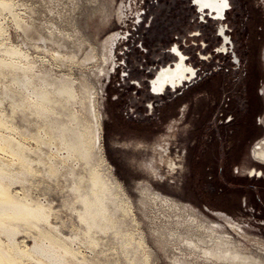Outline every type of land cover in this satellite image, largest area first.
<instances>
[{
    "label": "rangeland",
    "instance_id": "obj_1",
    "mask_svg": "<svg viewBox=\"0 0 264 264\" xmlns=\"http://www.w3.org/2000/svg\"><path fill=\"white\" fill-rule=\"evenodd\" d=\"M13 2L17 4L18 18L31 30L26 33L20 28V32L12 15L4 12L0 22L6 33L0 38V47L19 45L18 48L27 52L36 72L48 79H64L66 88L61 95L69 97L68 110L73 115L79 116L84 125L88 121L91 138L92 127L97 126L98 118L101 120L102 138L98 141L103 145L114 177L132 203V213L128 214L121 208H113L108 201L105 203L110 213L115 211L118 220L101 234L103 243L95 247V255L81 242L86 237L82 234L74 247L82 245L80 250L95 264H144L145 253L150 264H219L202 257L195 247L199 232L204 230L198 228L200 222L219 226L222 234L235 240L243 251L264 259V165H260L263 177H251L247 171L258 165L250 155L251 147L264 139V0H228L229 8L223 19L211 18L193 0ZM220 24L226 26L240 67L231 63L234 54L230 44L228 53L217 52L221 46L217 34ZM111 33H118L119 37L108 54L103 45ZM174 45L187 55L186 62L196 70V77L176 91L168 89L161 95L151 94L149 80L159 67L174 61L171 53ZM56 51L74 54V58H56ZM87 53L92 55L85 57ZM91 57L95 59L91 61ZM254 91L258 101L245 112V99ZM9 92L12 94L7 91L5 97L0 94V108L7 114L11 112ZM232 111L239 117L233 124L228 121ZM22 112L17 109L10 113L14 117H8V124L15 128L5 131L35 148L34 139H30L32 132L44 135L40 128L45 122L30 112L25 111V116ZM92 141L96 142L97 137ZM41 146L43 158L48 153L54 154V144ZM165 148L167 153L163 152ZM62 156L64 150L57 155ZM79 161H66L60 172L66 171L71 163L75 167L77 162L75 168L81 171L83 162L80 165ZM93 166L99 169L96 173L103 169L97 156ZM37 177L32 180L37 186L32 182V186L29 182L25 185L30 195L44 201L48 194L46 197L53 199L56 212L60 209L56 223L65 224L62 227L65 233L76 230L77 218L62 202L69 199L67 183L60 176L56 181ZM19 185L13 186L19 189ZM144 188L172 200L169 201L172 210L159 207V201L154 203L151 195L142 191ZM141 236L143 251L136 243ZM23 238L26 244L33 243L30 237L20 233L18 239Z\"/></svg>",
    "mask_w": 264,
    "mask_h": 264
},
{
    "label": "bare ground",
    "instance_id": "obj_2",
    "mask_svg": "<svg viewBox=\"0 0 264 264\" xmlns=\"http://www.w3.org/2000/svg\"><path fill=\"white\" fill-rule=\"evenodd\" d=\"M201 1H203V4L209 2L208 6L216 8L215 0H200L199 2L197 0H193L196 5L201 4ZM221 2L223 3L222 7H225L226 1L221 0ZM16 5L17 4L13 2V0H0V16L1 14L3 15L4 12L10 13L17 29H19L20 32L24 30L22 32L27 33L31 30L30 26L26 25L24 21L18 18L17 12L15 11ZM27 14L30 16L29 13ZM24 16H22L23 20ZM44 26L47 25L44 24ZM4 32V28L1 26L0 22V38L4 35ZM47 34L49 33L47 32ZM24 36L27 38L28 35L26 36L24 34ZM40 36L42 39L44 38L42 37V34ZM51 36L47 38L51 39ZM41 38L39 37V39ZM35 42L37 41L35 40ZM107 42L108 39L106 40L105 46L103 45L104 51H107L108 49ZM13 45L14 44L5 46L4 44L0 47V94H3L4 96L2 97H5L6 94L4 93L7 91L12 92V94L10 92L8 93L12 96L9 98L7 97L9 101L11 99V112L9 110L11 114L15 113L17 109H20L24 112H30L31 115H36V117H39L40 120L42 119L45 124L42 123L44 125H41L42 128L40 129H42L41 131L44 133L45 137L44 135L32 132L35 136L31 135L30 139H34V142L36 143L35 148L28 146L29 144H25L22 138H19L18 136V138L14 137V135L10 132L14 130L15 127L8 124V117H12L13 115L11 116L9 112V114H7L4 108H0V264H95L91 258L86 256V253L82 252V249L80 250L79 246L81 247L82 245L78 246L75 244L77 247H74V243H78L81 240L80 239L78 241L79 236H86L84 239L85 241L81 240V242L86 244L85 248L95 255L97 249H95V247L99 245V243H103L100 242L102 240L101 234H105L118 220L115 211L110 213L106 209L105 203L108 201L111 203L113 208H121L126 214L132 213V203L125 193L123 186L114 177L111 165L108 163L104 154L103 145L100 141H98V139L102 138L101 120L98 118L96 121L97 126H93L90 131V133H92V138L94 136L97 137V141L93 142L88 131V129L91 128L88 121L84 125L83 120L79 116L73 115L70 110H68L69 97L65 98L61 95L62 89L66 88L65 80L56 77L48 79L45 75L36 72L35 66L28 61L27 52L23 51L22 48H18L19 45H17V47ZM32 46H34V43ZM177 53L179 58L180 53ZM54 55L56 58L61 57L64 60L74 58V54L62 53L61 51H56ZM91 55L92 53H87L85 57L89 58ZM90 59L92 61L95 58L91 57ZM183 59L184 57L181 55L179 62L185 64ZM104 60H106L105 56ZM170 65L173 64L166 65L165 70L163 72L160 70L156 77L152 80L155 83H161L162 90H160V93L166 85H169L172 90L176 91L177 87L184 86L185 82L192 81L195 76V71L193 74H191L189 70L186 73H181V70H179L181 69L180 66H176L175 63L173 68L168 70ZM187 74L189 75L186 77ZM179 75H181L180 78ZM168 77L171 78L172 81L180 79L179 85L174 87L172 82L166 79ZM152 81L151 87L153 90ZM153 92L155 94H159L154 90ZM71 95L72 93H69V96ZM74 96L75 94L73 91V97ZM2 97L0 96L1 99ZM3 102L4 101L1 103ZM24 112L22 113L24 114ZM36 124L33 123L35 126ZM27 127L31 126L28 125ZM24 129L25 128H23V130ZM5 130L10 132H6ZM20 130L22 131V129ZM25 132L27 131L25 130ZM17 134H19V132H17ZM26 136L29 137L30 134L28 133ZM44 144L50 146L54 144V154L48 153L45 158H43L44 155L42 156V153L44 154V152L41 145ZM61 150L65 151V156L59 158L57 155ZM254 153L256 158L260 162L264 163V139L255 145ZM95 156H97L100 166H103V169H100L98 173L95 171L99 169L93 166ZM73 159L82 160L83 169L81 168V170L79 168L82 172L76 170V168H78L76 166L78 164L77 162L75 164L76 168L72 166L71 164L73 163H71L66 167V171L61 173L59 170L60 166L65 165L64 163L66 161ZM81 164L82 163H80V165ZM103 170L104 172H102ZM36 176L39 178L46 177L47 179L54 181H56L57 177L60 176V178H63L62 181L64 180L67 183L65 188L68 189L66 192H69V195L67 194L68 196L66 195V197H69V199L62 202L65 205V208L67 206L71 213H73L72 215H75V218H77L75 220L78 222L77 226L73 224L76 226V230L73 229L74 231L72 230V232H69L70 228L68 230L69 233H65V231L62 230V227H64L65 224L61 225L62 223H56V218L59 216L56 213L58 212L59 214L60 209L56 212L52 205L53 199L46 197L48 194H45L46 196L44 201L37 198V196L34 197V195H30V189L28 190L25 185H27L28 182H32L33 178H36ZM38 182L40 184V181ZM48 182L46 183L48 184ZM35 183L32 182V184ZM14 184H20L21 186L19 185L20 188L15 189L13 186ZM29 186H32L31 183ZM56 186L58 187V190H60V187L58 185ZM56 186L55 188H57ZM32 190H35V188L33 187ZM62 190L63 189H61V191ZM142 191L148 193L149 196L151 195L150 199L154 203L159 201L160 204H158V206L161 205L165 207L167 206L168 208L171 207L169 205V201L172 200L169 198H162L147 188H144ZM143 195L145 196V194ZM70 225L71 224H69V226ZM218 227L219 226L215 227L214 225L206 226L198 222V228L204 230L199 232L198 246L195 247L198 248V252L202 257L207 258L208 260L211 259L219 264H264V259L260 255L243 251L235 240L228 237V235L226 236V233L223 235L222 231H220ZM192 229L193 228H191V230ZM20 233L23 234V237H30L33 243L28 245L25 243L24 238L19 240L18 235ZM183 238H181V240ZM136 243L140 250L143 251L144 241L142 236L136 239ZM186 243L190 246L194 245L187 241ZM102 247L101 250L98 248L100 252L103 251ZM111 252L112 251H109V253ZM89 255L90 254H88V256ZM103 256L101 257L103 258ZM105 258L107 259L106 255ZM148 259V254L145 253L144 264H150Z\"/></svg>",
    "mask_w": 264,
    "mask_h": 264
},
{
    "label": "flooded vegetation",
    "instance_id": "obj_3",
    "mask_svg": "<svg viewBox=\"0 0 264 264\" xmlns=\"http://www.w3.org/2000/svg\"><path fill=\"white\" fill-rule=\"evenodd\" d=\"M198 2L200 1V0H197ZM224 1H226V5H225V7H222L223 6V3L221 2V0H215V2H216V8H212V7H210V6H208V3L206 2V4H203V1H201V4H199V5H197L198 6V9L200 10V11H204V10H207L208 11V13L210 14V17L211 18H213V19H223L224 18V15L226 14V11L228 10V8H229V3H228V0H224ZM211 4V3H210ZM215 4V3H214ZM214 4H213V6H214ZM201 18L203 19V15L201 16ZM218 28H217V34H218V36L221 38V46L220 47H218V49H217V52L218 53H228V49H229V44L231 45V49H232V52H233V54H234V60H232V64H234V65H237V66H239L240 67V59L238 58V56H237V54H235V52L233 51V42H232V40H231V37L230 36H228L227 35V33H226V26H224L223 24H220L219 26H217ZM118 33H111V34H109L108 35V42H107V45H108V49H107V53L109 54V50H110V52H111V48L113 47V45H114V43H115V41L118 39ZM105 44H106V41H105ZM177 52H179L180 54H179V58L181 57V55L184 57V59H183V62L185 63V64H182L181 62H179V58H178V53ZM107 53H106V56H107ZM171 53L175 56V59H174V61H172V63H170V64H173L174 65V63H175V65L176 66H180V68L181 69H179V70H181V73H186L188 70L190 71V73L191 74H193V72L195 71V76H194V78L196 77V70H193V68L192 67H190V66H187L188 64H187V62H186V60H187V55H184L179 49H178V47H177V45H174L173 47H172V49H171ZM202 56V58H207V56L208 55H201ZM168 65V64H167ZM173 65H170L169 66V68H168V70H171L172 68H173ZM165 66L166 65H164V66H161V67H159L158 69H157V71H155V73H154V75L150 78V80H149V83H150V85H149V87L151 88V94H155L154 92H153V90L155 91V92H157V93H159V94H156V95H161V94H163L166 90H168V89H170V90H172V88L169 86V85H166V87L163 89V91L160 93V90H162V85H161V83H155V82H153L152 80L156 77V75H157V73L160 71V70H162V72L165 70ZM189 73V74H190ZM189 74H187L186 75V77L189 75ZM180 76L181 75H179V78H180ZM168 81H170V82H172V85L175 87L176 85H179V83H180V79L178 80V79H175V80H171V78H166ZM151 81H152V83H153V90H152V87H151ZM185 83H187V82H185ZM246 90V89H245ZM256 90V89H255ZM174 91V90H173ZM256 92L258 93V95L259 94H261L260 93V91L257 89L256 90ZM251 94V97L249 98L248 96V99L246 98L245 99V102L247 103L246 105H244V111L245 112H249V110H250V108H251V105H253V103L254 104H256L257 103V101H258V98H257V96H254V95H256L255 94V91L254 92H252V93H250ZM150 107H151V105H150ZM235 111H232L231 112V115H230V117H229V119H228V121H230V122H232V124L233 123H235L237 120H238V116L237 115H235V113H234ZM260 120L262 121V118H260ZM260 142V140H258V141H256L254 144H253V146L251 147V150H250V155L252 156V158L255 160V162L258 164V165H255L256 166V168H249L247 171H248V174H250L249 176H251V177H255V176H257V177H263L262 175V168H261V166L262 165H264V163L263 162H260L257 158H256V155H255V153H254V147H255V145L257 144V143H259ZM137 146V148L138 147H140V145L139 144H137L136 145ZM163 152H166L167 153V148H165L164 150H163ZM261 165V166H260ZM153 167V166H152ZM258 168V169H257ZM154 167L152 168V171H154Z\"/></svg>",
    "mask_w": 264,
    "mask_h": 264
},
{
    "label": "water",
    "instance_id": "obj_4",
    "mask_svg": "<svg viewBox=\"0 0 264 264\" xmlns=\"http://www.w3.org/2000/svg\"><path fill=\"white\" fill-rule=\"evenodd\" d=\"M185 86H186V85H185ZM179 91H180V90H179ZM181 91H182V89H181ZM181 91H180V92H181ZM180 92H179V93H180Z\"/></svg>",
    "mask_w": 264,
    "mask_h": 264
}]
</instances>
